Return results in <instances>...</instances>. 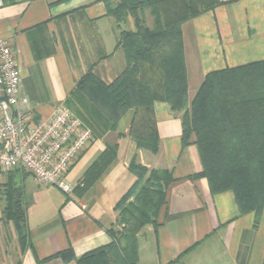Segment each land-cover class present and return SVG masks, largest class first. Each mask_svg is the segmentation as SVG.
<instances>
[{
	"label": "crops",
	"instance_id": "1",
	"mask_svg": "<svg viewBox=\"0 0 264 264\" xmlns=\"http://www.w3.org/2000/svg\"><path fill=\"white\" fill-rule=\"evenodd\" d=\"M1 1L0 35L14 50L19 93L34 120L66 105L86 72L110 84L123 70L118 38L121 30H136L130 13L118 24L100 0ZM159 6L165 20L205 8L181 25L188 105L208 73L264 60V0H159ZM140 14L154 26L151 8ZM142 77L159 85L150 67ZM134 115L125 110L113 129L94 135L76 156L65 174L68 194L22 168L0 167V264H77L84 253L110 244L107 228L117 225L116 205L137 180L130 168L136 159L167 170L172 181L158 215L136 235L135 264H264V206L256 220L254 211H239L231 190L211 193L199 176L195 138L182 145L181 114L166 102L155 100L148 117L137 113L133 127L142 136L156 133V153L132 139ZM105 151L114 156L99 172ZM15 211L23 212V221L17 218L23 244ZM67 250L68 260L59 255Z\"/></svg>",
	"mask_w": 264,
	"mask_h": 264
},
{
	"label": "trees",
	"instance_id": "2",
	"mask_svg": "<svg viewBox=\"0 0 264 264\" xmlns=\"http://www.w3.org/2000/svg\"><path fill=\"white\" fill-rule=\"evenodd\" d=\"M100 1L105 3L107 14L118 24L128 13L135 19L136 30H121L118 38V46L124 51L125 66L110 84L103 83L91 71L86 72L78 80L66 106L90 128L93 136L113 129L125 110L134 109L130 135L139 148L153 153L158 150V137L154 131L145 136L135 133L133 127L137 121V113L148 117L155 100L166 102L174 112L183 111L181 143L183 146L188 144L190 137L194 136L202 165L199 176L207 179L211 193L231 190L239 211H254L257 220L264 206V60L208 73L188 105L181 25L187 17L202 12L205 8H189L184 12L186 15L165 20L159 0ZM147 7L151 8L156 19L151 28L140 14ZM145 67L158 72V86L142 77ZM216 93H225L230 102L225 119L220 117L210 122L214 124L218 134H221L215 135V141L219 137L222 161L228 167L223 172L213 165L220 164L221 161H210L204 152L201 133L204 130L198 126L203 118H209L211 110L219 112L214 102ZM113 156L112 151H105L100 155L97 166L99 172ZM252 163L258 165L256 173L261 184L259 196L244 185L245 174L248 173V168L253 167ZM130 168L137 180L116 205L118 209L129 202L132 208L121 209L120 233L111 226L107 228L114 240L104 247L84 253L76 259L77 264H116L115 248L119 239L123 242L122 247L129 264H135L136 235L152 217L158 215L165 204L166 186L172 181V176L167 170L153 169L140 187L139 183L148 169L135 160ZM136 187L140 189L136 191ZM130 197L133 200H129ZM15 218L23 221V212L15 211ZM18 219L15 222L23 244L26 235L24 226ZM116 222L119 224V221ZM59 255L66 260L73 257L71 250Z\"/></svg>",
	"mask_w": 264,
	"mask_h": 264
},
{
	"label": "built area",
	"instance_id": "3",
	"mask_svg": "<svg viewBox=\"0 0 264 264\" xmlns=\"http://www.w3.org/2000/svg\"><path fill=\"white\" fill-rule=\"evenodd\" d=\"M19 82L14 50L0 35V167L22 168L38 182L68 194L72 186L65 174L93 134L66 105L49 119L34 120L28 99L19 93Z\"/></svg>",
	"mask_w": 264,
	"mask_h": 264
},
{
	"label": "rangeland",
	"instance_id": "4",
	"mask_svg": "<svg viewBox=\"0 0 264 264\" xmlns=\"http://www.w3.org/2000/svg\"><path fill=\"white\" fill-rule=\"evenodd\" d=\"M146 23V22H145ZM148 26V25H147ZM225 93H222L221 95L219 94H215V107L218 109L219 112H215V110H211L209 115V118H203V120H201L198 124L199 128L202 130H204V132L201 131L202 133V139H203V149L204 152L207 153L208 159H210V161L215 160L217 163H219V160L221 161L220 164H213L215 166V169H218V171L223 172V169L227 171L228 167H226L227 165L224 163V161H222V150L221 147L218 144V140L219 137H217V141H215V135H219L217 132V129L214 128V124L210 123L213 120H218V118L220 119V117L222 119H225V116L227 115V109L229 108V101L226 99L227 97L225 96ZM212 108V107H211ZM177 113L181 114V117L183 115V111H178ZM206 130V131H205ZM221 135V134H220ZM219 135V136H220ZM207 142V143H205ZM221 157V159H220ZM136 163L142 166L143 165L139 160L136 159ZM210 164V163H209ZM253 167L248 168V173H246V182H244V185H246L247 187L251 188V190L253 192H256V196H259V187L261 186L259 178L257 176L256 170H258V165L256 166L255 164H251ZM148 169L147 174L143 177L142 181H140L139 185L140 187L144 184L145 180L148 178V176L151 175V171L153 170L152 168H149L147 166H145ZM226 168V169H225ZM140 187H136V191L140 189ZM135 191H133L134 193ZM131 200H133V197H131ZM129 203V202H128ZM126 204V208L125 207H119V216L117 218V221H119V224L117 222V225L113 224L112 228L120 233V229H121V224H120V220L122 218V208L125 209H132L130 207L129 204ZM118 235V234H117ZM119 237V235H118ZM119 244L118 246H116L115 248V252H116V256H117V263L116 264H129V259L128 257H126L125 252L123 250V242L119 239Z\"/></svg>",
	"mask_w": 264,
	"mask_h": 264
}]
</instances>
